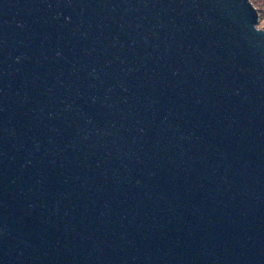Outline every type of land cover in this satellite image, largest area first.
I'll use <instances>...</instances> for the list:
<instances>
[{
  "label": "water",
  "instance_id": "1",
  "mask_svg": "<svg viewBox=\"0 0 264 264\" xmlns=\"http://www.w3.org/2000/svg\"><path fill=\"white\" fill-rule=\"evenodd\" d=\"M251 0H0V264H264V29Z\"/></svg>",
  "mask_w": 264,
  "mask_h": 264
},
{
  "label": "trees",
  "instance_id": "2",
  "mask_svg": "<svg viewBox=\"0 0 264 264\" xmlns=\"http://www.w3.org/2000/svg\"><path fill=\"white\" fill-rule=\"evenodd\" d=\"M251 2L259 13V23L264 24V0H251ZM261 28L264 29L263 27Z\"/></svg>",
  "mask_w": 264,
  "mask_h": 264
},
{
  "label": "rangeland",
  "instance_id": "3",
  "mask_svg": "<svg viewBox=\"0 0 264 264\" xmlns=\"http://www.w3.org/2000/svg\"><path fill=\"white\" fill-rule=\"evenodd\" d=\"M258 26L264 28V24H262V23H259Z\"/></svg>",
  "mask_w": 264,
  "mask_h": 264
}]
</instances>
